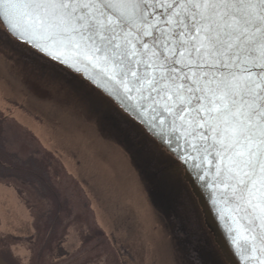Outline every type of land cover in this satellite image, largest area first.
<instances>
[{"label":"flooded vegetation","instance_id":"1","mask_svg":"<svg viewBox=\"0 0 264 264\" xmlns=\"http://www.w3.org/2000/svg\"><path fill=\"white\" fill-rule=\"evenodd\" d=\"M23 76L52 84L56 99L40 98ZM0 120L29 143L0 160L22 185L0 189L20 201L24 219L6 218L3 230L27 243L25 264L31 247L43 264H226L177 162L89 81L1 37ZM46 216L58 222L45 225ZM46 230L54 240H43Z\"/></svg>","mask_w":264,"mask_h":264},{"label":"snow or ice","instance_id":"2","mask_svg":"<svg viewBox=\"0 0 264 264\" xmlns=\"http://www.w3.org/2000/svg\"><path fill=\"white\" fill-rule=\"evenodd\" d=\"M2 15L19 38L22 16L71 43L126 99L150 102L152 122L166 114L197 137L193 151L214 154L216 176L264 220V0H4Z\"/></svg>","mask_w":264,"mask_h":264},{"label":"water","instance_id":"3","mask_svg":"<svg viewBox=\"0 0 264 264\" xmlns=\"http://www.w3.org/2000/svg\"><path fill=\"white\" fill-rule=\"evenodd\" d=\"M12 2L23 4L27 0H12ZM3 3L4 0H0V37L2 39L11 40L33 56L49 60L89 81L134 121L137 127L151 139L152 144L158 145L167 157L177 162L226 264H264V220L257 218L259 214L253 213L243 201L239 200L238 195L234 194L230 187L226 188L216 176V165L219 161L214 154L205 159L199 151H193L191 145L195 144L199 149L203 142L191 136L186 143L183 129L170 130L172 125L166 114L164 124L152 122L149 119L150 102L141 101L146 104V108H139L135 101L124 97L122 90L118 92L116 85L108 80L107 76L100 71V67H94L84 58L82 51L75 49L67 41L50 39L48 32L27 27L22 16L18 18L27 34L19 38L20 32L13 30L8 20L2 15ZM23 11L25 10H20L21 13ZM21 80L40 98L56 99V94L47 91L53 86L49 82L39 80L31 83L24 76ZM132 95L136 93L133 92ZM176 127L179 128V125ZM145 135L143 136L146 137ZM0 264L7 263L0 258Z\"/></svg>","mask_w":264,"mask_h":264},{"label":"rangeland","instance_id":"4","mask_svg":"<svg viewBox=\"0 0 264 264\" xmlns=\"http://www.w3.org/2000/svg\"><path fill=\"white\" fill-rule=\"evenodd\" d=\"M9 42H11L12 45H15V43H13L11 40H9ZM107 116L109 117V118L107 117L109 120L116 122L118 124V122H117L118 119L116 118L115 113L111 112ZM2 144L5 145L4 151L6 153L9 152V154L13 153V151L16 153H18V152L23 153L21 151L22 146L29 145L27 137L25 136V134H23V130L20 127H18L16 125L14 126L10 122H7L5 120H0V146ZM16 160H17V158H16ZM0 182H1V180H0ZM9 183L11 185H13L15 188L16 187L22 188L21 184L7 180V184H9ZM68 190H70V189H68ZM19 204H20V201H15L14 199H12V200L10 199V196L8 195V192L6 189H0V248L7 250L6 255L9 253L11 254V256L7 255V257L9 258L10 261L14 260V262H13L14 264H18L15 260H17L20 264H25L24 262L21 263L23 260L22 259V256H23L22 247L28 248V247H26L27 243H25V241L15 240V239L10 238V240L6 241V244L1 243L4 240L2 236L6 237V233L4 232V230H5L4 221L7 219L12 220V219H15L18 217L19 221L22 222V220L24 219V214H23L22 208H20ZM85 217H86V215H85ZM73 219H74V217H73ZM75 220L77 221V223L80 222L78 218H76ZM16 232H18V233H16V235L22 236L23 235L22 227L18 228L16 230ZM82 237H85L84 233L82 234ZM52 240H54V238H52ZM17 258L21 259V261ZM85 260H86L85 258H77V259L74 258L73 260H71V257L68 256L67 258H61V260H58L57 263L51 260L52 262L49 261L47 264H75L74 262H77L78 264H83L85 262ZM108 261H109V259H108ZM110 264H115V261L111 260Z\"/></svg>","mask_w":264,"mask_h":264},{"label":"trees","instance_id":"5","mask_svg":"<svg viewBox=\"0 0 264 264\" xmlns=\"http://www.w3.org/2000/svg\"><path fill=\"white\" fill-rule=\"evenodd\" d=\"M5 147V145L4 144H2L1 146H0V160H2V161H4L5 163H9V161H8V153H6L5 151H4V148ZM9 175H10V171H8L7 169H5V168H3V167H1L0 166V178H1V182L0 183H3V185L2 184H0V185H2V186H4L5 187V185H10V184H7V180H8V177H9ZM5 184V185H4ZM58 222V219H57V217L56 216H46L45 217V225H55L56 223ZM53 234V233H52ZM45 237H44V239L43 240H45V241H49V240H51L52 239V236L50 235V233L46 230L45 231V234H43ZM3 237V241L1 242V243H3V244H6V241L7 240H10V238L9 237H5V236H2ZM18 239V238H17ZM17 239H15V240H17ZM18 240H22V239H18ZM30 251H32V254H33V258H32V260H31V262L29 263V264H43V263H41V262H39V258H38V248H36V247H31L30 248ZM6 253H7V250L6 249H1L0 248V257L6 262V263H8V264H14L13 262H14V260L13 261H10L9 260V258L7 257V255L8 256H11V254L9 253V254H7L6 255ZM15 258V257H14ZM17 259H19V258H17ZM23 259V258H22ZM20 261H21V259H19ZM18 264H20L17 260H15ZM24 261L22 260V262L21 263H23ZM47 262V261H46Z\"/></svg>","mask_w":264,"mask_h":264},{"label":"bare ground","instance_id":"6","mask_svg":"<svg viewBox=\"0 0 264 264\" xmlns=\"http://www.w3.org/2000/svg\"><path fill=\"white\" fill-rule=\"evenodd\" d=\"M90 106H92V105H90Z\"/></svg>","mask_w":264,"mask_h":264}]
</instances>
